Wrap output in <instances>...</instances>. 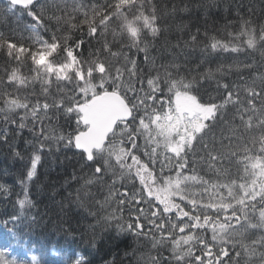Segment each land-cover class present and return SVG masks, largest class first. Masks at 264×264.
Masks as SVG:
<instances>
[{"label":"snow or ice","instance_id":"obj_1","mask_svg":"<svg viewBox=\"0 0 264 264\" xmlns=\"http://www.w3.org/2000/svg\"><path fill=\"white\" fill-rule=\"evenodd\" d=\"M145 7V0H107L103 5H91V20L88 19L89 10L85 8L84 23L88 24V35L102 42L101 48L90 52L86 59L78 52L84 44L83 39L73 42L71 35L57 36L55 33L48 38L42 36L40 30H46L45 5L39 0H9L8 11L26 12L34 23L26 26L30 33L27 38L20 37L17 40L0 34V49L10 58L9 63L19 64L22 57H30L35 66L31 70L36 73L33 80L39 78L40 95L44 99L43 102L40 99L33 102L14 92L0 91V101H3L0 111L5 114L4 120L9 124L17 123L8 114L23 109L24 115L20 116L19 127H26L25 120L31 116L34 128L35 122H42L44 118L72 114L75 128L67 135L61 134L57 140L65 142L66 147L79 150L80 158L91 162L88 167L94 168L96 174L108 171L115 174L118 166L122 170L121 177L125 172L128 176L134 172L139 177L143 191L149 197L144 203L151 209L152 201L155 200L163 206L162 212L137 208L135 219L128 223L127 228L137 236L147 235L144 231L146 221L162 236L167 231L168 238L172 239L177 264H225L221 256L228 257V264H241L243 254L249 257L257 255V246L260 249L259 260H251L250 264H264V233L253 239L250 245L241 240L240 247L244 253L235 252V259L227 249L229 243L233 247L237 244L232 237L238 235L247 238L245 233L249 229H264V72L250 82H245L242 86L243 97L240 86L218 83V87L225 90L221 94L220 103H205L193 94V81L174 77L165 68L163 84L167 92L163 99L158 98L157 93H164L159 71L155 75L144 73L136 59L128 54L135 49V54L144 53L145 64L155 63L146 37L151 35L155 39L161 34L158 24L160 18L154 5H148L151 11L147 14ZM78 27L75 23L70 25L73 29ZM109 30L113 41L118 32L127 33L129 39L120 41L127 47V52L119 47L113 50L114 44L106 38ZM239 36L247 37L249 48L255 47L256 29L251 27L250 21H242L235 38ZM259 38L264 40V26L260 27ZM198 40L197 34H190L193 45ZM210 40L213 51L239 50L215 37H210ZM105 53L116 62L122 58L121 66L116 67L114 63L102 60L101 56ZM5 78L8 81L5 87L13 89L16 84L23 85L28 79L18 75L16 67L10 72L6 71ZM145 79L147 88H137L136 85H143ZM229 105L234 110L233 119L238 118L240 123L238 126L229 124L231 135L224 138L229 140L227 147L231 155L238 157L245 176L240 178L239 183L232 180L214 185L216 191L205 200L208 182L195 175H184V170L190 164L188 153L194 151L193 141L197 145L201 144L204 137L216 127L225 111L229 110ZM233 137L236 139L235 145L231 142ZM139 138L144 139L143 146L137 143ZM0 141H8L7 130L0 132ZM249 142L251 148L248 147ZM38 144L40 150L46 147L43 141H38ZM161 147L164 153L160 164L161 173L166 166H171L176 169L175 177L163 174L156 177L137 154L143 148L144 155L155 164L159 158L157 149ZM221 147H225L223 143ZM208 157L211 167L215 161L223 159V153L209 149ZM113 158L115 165L111 163ZM129 159L131 163H128ZM40 160L41 156L34 152L31 170L27 173L29 180L35 175ZM189 182L200 183L201 192H193L186 187ZM133 200H136V193L131 197L122 196L119 203L127 202L131 207ZM136 202L139 204V200ZM20 203L23 206L30 201L25 199ZM172 213H175V219ZM165 223L169 225L167 230ZM177 229L185 235L174 238ZM208 230L212 233L211 242L205 239V231ZM217 242L219 250L213 252ZM195 251L201 255H195ZM2 259L3 254L0 253Z\"/></svg>","mask_w":264,"mask_h":264},{"label":"trees","instance_id":"obj_2","mask_svg":"<svg viewBox=\"0 0 264 264\" xmlns=\"http://www.w3.org/2000/svg\"><path fill=\"white\" fill-rule=\"evenodd\" d=\"M39 2L45 5L46 30H40L44 38L55 33L57 36L71 35L73 42L83 39L84 44L78 52L86 59L90 52L101 48L102 42L88 35L84 11L88 8V19L91 20V5H103L107 0ZM8 4L6 0H0V34L17 40L20 37L27 38L30 33L26 26L34 21L26 12L8 11ZM145 5L146 14L151 11L148 5H154L160 18L158 24L161 34L155 39L151 35L146 37L150 42L149 52L155 63L145 64L144 53L135 54V49L128 54L136 59L144 73L155 75L159 71L164 93H157L158 98L163 99L167 92L163 84L165 68L174 77L193 81V94L205 103H220L221 94L225 90L218 87V83L240 86L243 97L242 86L245 82H250L264 72V40L259 38L260 27L264 26V0H145ZM245 20L250 21L251 27L256 29L254 48L248 47L246 36L235 38L241 29L242 21ZM72 23L79 27L70 28ZM190 34H197L199 37L195 45L190 41ZM210 37L236 46L239 50L213 51L210 47ZM106 38L114 44L113 50L119 47L125 52L128 51L127 47L120 43L129 39L127 33L118 32L113 41L112 32L109 30ZM9 59L0 49V91L14 92L15 95L27 97L30 101L40 99L43 102L44 97L40 95L41 82L39 78L33 80L36 73L31 70L35 66L30 57H22L19 64L9 63ZM101 59L114 63L116 67L123 63L122 58L116 62L107 57L106 53ZM247 65L250 67H246ZM13 67L18 69V75L28 79L23 85L16 84L15 89L6 88V71L10 72ZM94 75L98 76L99 73ZM136 87L147 88L146 79L143 85L137 84ZM52 92L55 94V88ZM0 108H3V101H0ZM228 109L201 144L197 145L193 141L194 151L188 153L190 164L184 170V175H195L208 182V192L204 193L205 200L216 191L214 185L232 180L239 183L240 178L245 176L238 157L231 155V150L227 147L229 140L224 138L231 135L229 124L238 126L240 123L238 118L233 119L234 110H231V105ZM4 115V112L0 111V132H8V141H0V253L3 254L0 264H76L77 261L80 264H177L172 239L168 238L167 231L162 236L146 221L144 231L147 235L137 236L127 228L128 223L135 219L137 208L148 209L144 200L149 197L147 192L143 191L139 177H136L134 172L132 176L125 172L121 177L122 170L118 166L115 168V174L112 171L96 174L94 168L88 167L91 162L80 158L79 150L66 147L65 142L57 140L58 136L67 135L75 128L72 114L44 118L42 122H35L34 128L33 119L28 116L25 120L26 127L22 129L18 122L20 116L24 115L23 109L8 114L9 118L17 123H7ZM38 141H43L46 145L43 150L39 149ZM231 142L235 145V137ZM137 143L143 146L144 139L139 138ZM222 143L225 146L223 148ZM248 147H252L250 142ZM209 149L223 153V159L215 161L211 167ZM258 150L257 145L256 151ZM34 152L41 156V160L35 175L29 180L27 173L31 170ZM157 153L159 158L155 164L144 155L143 148L137 154L156 177L161 174L175 177L176 169L171 166H166L161 173L163 148H158ZM111 163L116 164L115 158ZM128 163H131L130 159ZM186 187L198 193L202 190L200 183L189 182ZM133 193H136L139 204L136 200L131 201V207L127 202L119 203L122 196L131 197ZM25 199L30 203L21 206L20 202ZM152 205V208L148 209L150 212H162L163 206L158 205L155 200ZM172 217L175 219V213H172ZM253 222H256L255 218ZM168 228L169 225L165 223V229ZM261 233H264V229H249L245 233L247 238L238 235L232 237L237 244L233 247L229 243V255L235 259V252L244 253L240 247L241 240L250 245ZM182 235L185 233H180L177 229L174 238ZM211 235L210 230L205 231V239L209 242ZM218 250L217 242L213 252ZM259 251L257 246V255L249 257L243 254L241 264H250L251 260L258 261ZM195 255L201 253L195 251ZM220 259L228 264V257L221 256Z\"/></svg>","mask_w":264,"mask_h":264},{"label":"water","instance_id":"obj_3","mask_svg":"<svg viewBox=\"0 0 264 264\" xmlns=\"http://www.w3.org/2000/svg\"><path fill=\"white\" fill-rule=\"evenodd\" d=\"M7 2H9V0H6Z\"/></svg>","mask_w":264,"mask_h":264}]
</instances>
